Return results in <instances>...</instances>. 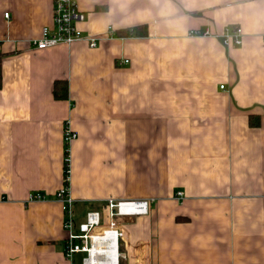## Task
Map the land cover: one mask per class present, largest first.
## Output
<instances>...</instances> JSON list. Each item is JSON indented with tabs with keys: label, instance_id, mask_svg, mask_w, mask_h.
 Masks as SVG:
<instances>
[{
	"label": "crops",
	"instance_id": "obj_1",
	"mask_svg": "<svg viewBox=\"0 0 264 264\" xmlns=\"http://www.w3.org/2000/svg\"><path fill=\"white\" fill-rule=\"evenodd\" d=\"M75 1L95 47L34 49L54 0H0V264H83L54 198L65 124L74 220L120 223L119 264H264V0ZM110 198L148 212L112 219Z\"/></svg>",
	"mask_w": 264,
	"mask_h": 264
},
{
	"label": "built area",
	"instance_id": "obj_2",
	"mask_svg": "<svg viewBox=\"0 0 264 264\" xmlns=\"http://www.w3.org/2000/svg\"><path fill=\"white\" fill-rule=\"evenodd\" d=\"M8 12L4 13L7 16ZM53 23L51 26L44 25L41 27L38 36L30 38L28 45L34 49H44L59 44L70 45L76 41H86L89 47H95L104 34H87L84 33L79 24L84 21L85 14L82 12L75 0H54ZM111 27H108L107 35L111 36ZM190 34L197 36L212 35L208 28L192 30ZM223 44L240 45L242 42V29L239 26L225 28L220 35ZM124 59V62H127ZM223 88V85H220ZM77 137V133L65 124L63 126V142L67 152L64 155V180L61 187L55 192L54 198L59 202L63 212V228L66 231V241L64 245V256L68 260L77 252L85 253L82 258L83 264H112L116 257L119 264V238L123 235V228L120 223L110 222V226L104 229L107 231L97 230L102 228L100 225V213L95 210L86 212L83 222L76 223L74 220L73 204L74 200L70 193L69 176H70V157L69 145ZM181 197L182 192H177ZM46 195L39 191L29 192L25 202L45 200ZM148 199H114L107 200V211L110 218L121 216H131L136 214H145L148 212ZM95 235L102 237L95 240Z\"/></svg>",
	"mask_w": 264,
	"mask_h": 264
},
{
	"label": "trees",
	"instance_id": "obj_3",
	"mask_svg": "<svg viewBox=\"0 0 264 264\" xmlns=\"http://www.w3.org/2000/svg\"><path fill=\"white\" fill-rule=\"evenodd\" d=\"M146 34H147V28L144 25H140L137 27L134 26V27L122 30L121 32H117L118 36H132V35L141 36V35H146ZM0 86H1V68H0ZM54 95L57 97H66L67 96V83L61 80H56L54 83ZM66 154L67 152L65 150L64 155Z\"/></svg>",
	"mask_w": 264,
	"mask_h": 264
},
{
	"label": "bare ground",
	"instance_id": "obj_4",
	"mask_svg": "<svg viewBox=\"0 0 264 264\" xmlns=\"http://www.w3.org/2000/svg\"><path fill=\"white\" fill-rule=\"evenodd\" d=\"M103 231H107V229H104ZM102 236L101 235H95V237H93V238H95V240H97V239H99V238H101ZM116 262H117V259H116V257L114 258V261H113V263L112 264H116Z\"/></svg>",
	"mask_w": 264,
	"mask_h": 264
}]
</instances>
